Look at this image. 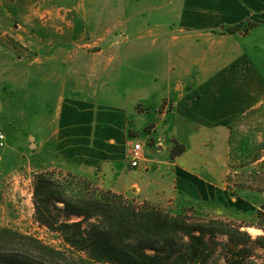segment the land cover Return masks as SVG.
Here are the masks:
<instances>
[{"label":"crops","instance_id":"crops-1","mask_svg":"<svg viewBox=\"0 0 264 264\" xmlns=\"http://www.w3.org/2000/svg\"><path fill=\"white\" fill-rule=\"evenodd\" d=\"M130 4L139 20L127 17ZM57 6L77 19L87 15L92 25L65 24L45 41L39 82L36 72H24L27 103L33 95L40 105L52 103L51 116L35 123L38 136L29 137L30 147L49 168L96 175L101 187L129 198L126 193L162 206L175 200L224 211L234 195L225 182L229 127L264 98V0H74ZM92 45L97 48L82 49ZM138 61L144 63L139 99L138 88L127 87L137 77L127 65ZM162 98L170 105L160 118L185 151L173 157L163 144L133 167L127 151L137 136L129 133L153 121ZM138 104L149 112H137Z\"/></svg>","mask_w":264,"mask_h":264},{"label":"rangeland","instance_id":"rangeland-1","mask_svg":"<svg viewBox=\"0 0 264 264\" xmlns=\"http://www.w3.org/2000/svg\"><path fill=\"white\" fill-rule=\"evenodd\" d=\"M61 1L71 4L74 0H0V131L5 134L4 145L0 146V226L19 230L58 250L67 251L71 249H66L67 245L61 234L35 219L33 178L36 172L53 169L59 173L62 171V175L76 173L49 168L40 159L39 149L34 145L30 147L29 137L38 136L34 125L41 117L47 119L51 116L52 108L49 110L48 107L52 103L40 105L34 100V95L33 100L27 103L29 90L23 86V74L29 68L33 75L36 72L35 82H39L38 59L41 53H45L46 40L59 36L65 24L80 28L92 25L87 15L80 14L81 17L77 19L73 11L60 10L57 5ZM132 6H128L127 17L132 16L134 20H139L137 7L130 11ZM54 48L51 46V49ZM95 48L97 47L92 45L82 49L92 51ZM131 50L134 56L139 55V44H134ZM140 64L144 63L138 61L127 65L129 73L137 74L134 80L129 81L133 82V85L127 87H130L131 92L133 89L136 92L138 88V99ZM18 77L19 84L16 81ZM7 88H10V91ZM34 105L37 108L34 109ZM169 105L170 100L162 98L158 108L154 109L153 121L143 125L137 134L132 131L129 133L137 136L131 138V145L141 143L145 157L163 144L170 147L171 156H176L172 155V148L177 141L169 137L167 124L160 118ZM135 109L137 112H149L148 108L145 109L139 104ZM130 147L127 151L128 159ZM227 162L228 173L225 182L227 187L233 189V200L221 212L206 207L201 209L211 217L220 216L226 219L222 217L224 216L235 219L227 220L237 223H253L250 227L242 225L241 229L246 230L251 237L264 235V231L255 224L258 212L264 211V98L260 105L231 123ZM80 176L88 177L94 185L106 189L101 187L96 175ZM126 194L133 196L137 202L141 201L137 195ZM174 201L166 203L165 207L176 209L178 205ZM250 228L257 229L258 232H253ZM74 253L87 262L83 252ZM216 264L224 263L219 259Z\"/></svg>","mask_w":264,"mask_h":264},{"label":"trees","instance_id":"trees-1","mask_svg":"<svg viewBox=\"0 0 264 264\" xmlns=\"http://www.w3.org/2000/svg\"><path fill=\"white\" fill-rule=\"evenodd\" d=\"M174 143L172 155L185 151L183 144ZM62 173L34 174V216L59 232L71 250L0 226V264H216L219 259L224 264H264V235L251 237L241 229L253 223L211 217L195 205L172 209L137 202L97 187L88 177ZM255 224L264 231V211ZM73 250L83 252L87 262Z\"/></svg>","mask_w":264,"mask_h":264},{"label":"built area","instance_id":"built-area-1","mask_svg":"<svg viewBox=\"0 0 264 264\" xmlns=\"http://www.w3.org/2000/svg\"><path fill=\"white\" fill-rule=\"evenodd\" d=\"M5 134L0 131V146L4 145ZM130 164L133 167H138L141 165L143 160V146L141 143H133L129 151Z\"/></svg>","mask_w":264,"mask_h":264},{"label":"bare ground","instance_id":"bare-ground-1","mask_svg":"<svg viewBox=\"0 0 264 264\" xmlns=\"http://www.w3.org/2000/svg\"><path fill=\"white\" fill-rule=\"evenodd\" d=\"M251 231L253 232H257L258 230L257 229H254V228H250Z\"/></svg>","mask_w":264,"mask_h":264},{"label":"water","instance_id":"water-1","mask_svg":"<svg viewBox=\"0 0 264 264\" xmlns=\"http://www.w3.org/2000/svg\"><path fill=\"white\" fill-rule=\"evenodd\" d=\"M32 139V137H30ZM160 148V147H159Z\"/></svg>","mask_w":264,"mask_h":264}]
</instances>
